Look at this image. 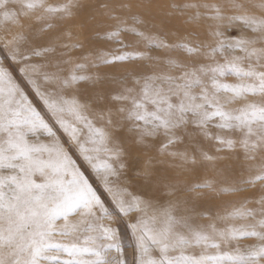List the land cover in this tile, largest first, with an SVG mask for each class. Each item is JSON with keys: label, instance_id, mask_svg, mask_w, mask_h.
<instances>
[{"label": "snow or ice", "instance_id": "obj_1", "mask_svg": "<svg viewBox=\"0 0 264 264\" xmlns=\"http://www.w3.org/2000/svg\"><path fill=\"white\" fill-rule=\"evenodd\" d=\"M8 4L9 0H0V9H6ZM23 4L27 10L24 15L42 8L52 16L62 14L67 17L73 15L72 9L78 0L58 5H46L45 0H23ZM230 4L241 11L228 17L229 25L239 23L257 35L220 40L209 53L212 64L183 71L179 76L152 75L145 78L136 94L133 89H127V94L113 97L130 102V106H121L118 111L132 122L140 143L162 135L166 139L162 150H167L180 139L177 131L192 123L201 134L216 139L222 146L233 150L242 148L248 160H255L257 153L264 152V15L250 14L240 0H230ZM251 6L264 13V0H252ZM183 7L212 8L215 10L213 18L223 19L221 8L216 4H185ZM4 19L15 20L17 15L5 11ZM118 34L113 32L112 36ZM137 35L144 34L138 32ZM215 35L222 37L223 33L217 31ZM257 44L261 46L257 47ZM157 46L168 47L163 43ZM180 47L190 54L199 52L198 48L184 44ZM237 50L243 55H235ZM18 51L11 53L12 60L17 59ZM48 51L50 49H34L31 55L20 53V58L27 61ZM217 53L223 56V63L215 60ZM131 55L113 56L104 62L127 60ZM38 67L25 64L21 71L28 76L54 123L37 110L0 63V264H128L118 239V229L95 223L101 218L114 219L113 213L104 206L88 178L65 150L54 125H59L76 143L84 160L98 174L104 173V186L112 194L116 212L121 217L141 213L136 222L129 225L133 238V264H260L264 260V207L260 209L261 219L254 224L222 229L212 224L208 226L210 230H206L194 226L189 216L178 214L176 205L171 202L163 211L149 214L146 211L150 206L148 202L132 196L126 189L110 186L109 177L117 174L116 169L107 162L98 165L96 161L101 153L107 154L108 159L118 160L121 150L110 146V133L104 127L96 126L86 105L75 97L66 99L63 94L90 77L78 75L76 70L66 78L45 73V82L59 85L55 90H49L29 75ZM82 67L76 66L77 69ZM229 75L237 77L239 83L230 84L221 79ZM197 88L199 92L195 91ZM248 95L261 99L237 109L228 107L237 100H246ZM97 118L112 124L110 114L107 118L105 114H98ZM213 122L218 129L238 132L239 138L213 136L209 131ZM42 135L49 138L47 143L40 139ZM181 155L188 158L187 154ZM202 156L205 160L214 159L207 153ZM191 160L196 162L194 156ZM257 182H264V163L254 176L244 181L251 185ZM259 203L264 205V196ZM97 209L102 216H97ZM73 216H79V220L73 221ZM254 216L255 210L236 209L223 219ZM58 221L63 223L58 224ZM243 238H256L261 243L251 245L245 251L239 243ZM196 247L201 248L198 254L188 251ZM113 250L117 255L109 258Z\"/></svg>", "mask_w": 264, "mask_h": 264}, {"label": "rangeland", "instance_id": "obj_2", "mask_svg": "<svg viewBox=\"0 0 264 264\" xmlns=\"http://www.w3.org/2000/svg\"><path fill=\"white\" fill-rule=\"evenodd\" d=\"M68 0H45V4L58 5L67 3ZM246 4V10L257 16L264 15L259 9L251 6L252 0H240ZM216 4L221 8L222 20L214 19L215 10L212 8H185V4ZM174 5L178 7H174ZM15 13L17 19H4V12ZM24 8L23 0H9L6 9H0V63L8 69L14 81L28 95L33 105L49 120L54 123L50 113L36 95L28 76L21 69L25 64L38 65L35 73H30L42 88L55 90L58 83L44 81L45 73H56L61 77H68L76 70L78 75L90 77L64 91L66 99L75 97L80 103L87 106L88 114L93 118L97 127H104L111 135H122L115 129L114 121L122 120L126 128L125 140L127 142H114L111 147L119 148L121 155L117 159H108L107 154L101 153L96 161L98 165L107 162L116 169V175L109 177L110 186L126 189L132 196L141 197L150 205L146 208L149 214L159 212L156 204L167 200L166 189L161 185L172 186L177 181L191 182L198 180L199 185L209 184L211 187H197L191 189V195L201 199L206 194H211L215 189L228 188L219 195L226 198L230 204L223 207V213L217 224L218 229L226 226L254 224L261 219L260 209L264 207L259 201L264 196V182L255 185L244 183L249 177L254 176L264 163V152L256 154L255 160H248L242 148L229 149L222 146L216 139L207 138L200 133L192 123L186 129L177 131L180 139L169 145L167 150H162L166 143L164 136L147 138L145 143L139 142V134L132 129V122L124 119V113L118 109L121 106H130V102H122L113 97L133 89V94L139 92L145 78L152 75L179 76L183 71H191L203 65L213 63L209 56L211 48L220 40H235L241 35L253 37L257 34L243 28L239 23L229 25L228 17L239 11L231 6L230 0H78L72 9V16L57 14L52 16L42 8L29 11ZM199 13V18H196ZM51 25L49 27L48 25ZM220 31L223 36L215 33ZM118 32L117 36H112ZM143 33V36L137 33ZM168 47L157 46L159 44ZM198 48L199 52L188 53L180 45ZM257 44V47H260ZM50 49L42 56H32L31 60H23L20 53L31 55L34 49ZM17 59H11L15 50ZM132 54L127 60H111L113 56ZM235 55H243L237 50ZM215 60L224 62L221 54L217 53ZM77 65L83 67L77 69ZM181 65L182 67H177ZM230 84L239 83L237 77L229 75L221 78ZM139 81V83H138ZM159 83V81L157 82ZM211 90L210 81L208 82ZM195 91L199 92L197 88ZM261 97L248 95L247 99H240L228 105L237 109L251 101H259ZM98 114H110L113 120L111 125L107 120L98 119ZM210 126L209 131L225 138L238 139L239 133L221 130ZM54 130L65 150L75 161L79 170L88 178L104 206L113 213L114 219L101 218L95 223L118 229V239L124 247V259L128 264H133L134 254L132 248L133 238L129 225L135 223L141 213L133 212L128 217H121L113 204L112 194L104 186V173L98 174L92 166L84 160L78 146L71 141L69 136L54 125ZM112 131H115L112 133ZM124 134V135H125ZM86 137H82L84 139ZM40 139L48 142L49 138L42 135ZM136 140L139 144L132 147ZM218 149H222L218 151ZM185 150V152H184ZM170 153H177L171 155ZM202 153L214 157L205 160ZM181 154H187V159ZM196 162L192 163L191 157ZM107 157V158H106ZM123 164V167L120 165ZM186 172V173H185ZM175 173L177 180L170 177ZM186 179V180H185ZM238 189V190H234ZM241 203V204H240ZM240 204V205H238ZM236 209L255 210L254 217L229 218L224 220L229 213ZM97 216L102 213L97 209ZM211 216H202L201 220L210 223ZM73 221L79 216L71 217ZM63 221H58L62 224ZM242 250H248L251 245L261 243L256 238H245L241 242ZM225 250H227L225 248ZM189 252L198 254L200 248H191ZM210 252L215 249H208ZM117 255L113 250L109 258ZM66 258V257H65ZM260 264H264L261 260Z\"/></svg>", "mask_w": 264, "mask_h": 264}, {"label": "bare ground", "instance_id": "obj_3", "mask_svg": "<svg viewBox=\"0 0 264 264\" xmlns=\"http://www.w3.org/2000/svg\"><path fill=\"white\" fill-rule=\"evenodd\" d=\"M113 121V120H112ZM115 129L118 132H125L126 128L124 127V123L122 120L114 121ZM115 131H112L114 133ZM124 133V134H125ZM122 135H117L114 133L111 137V144L114 142H127L125 140V136L123 133ZM128 143V142H127ZM139 142L136 140L133 142L132 147L138 146ZM136 145V146H135ZM185 152V150H184ZM107 158V157H106ZM115 160V159H114ZM119 161V160H117ZM186 173V172H185ZM171 178H175L177 180V176L175 173L169 174ZM186 180V179H185ZM196 182H191V178L187 181L179 180L175 185L172 186H165L164 184L161 185V188L166 189V197L167 200L164 202L157 203L158 211H163L165 208L169 206V203H173L176 205L177 213L180 215H187L191 218V222L194 226L203 227L206 230H210L208 228L209 225L215 224L217 226L220 216L223 213V207H226L230 204L226 198L220 196L219 194L222 193L224 190L228 188H218L215 189L213 193L206 194V196L198 199L195 195H191V189L194 188L195 185H199L200 182L196 180ZM201 185V184H200ZM241 204V203H240ZM238 204V205H240ZM211 216L210 223H205L201 220L202 216ZM245 239V238H243ZM239 242L240 247L242 246V241ZM199 248V247H198ZM201 250V248H200Z\"/></svg>", "mask_w": 264, "mask_h": 264}]
</instances>
